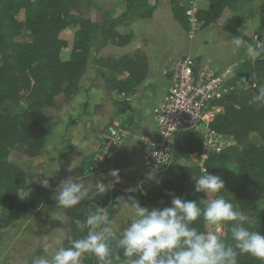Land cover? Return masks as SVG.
<instances>
[{
  "label": "trees",
  "instance_id": "16d2710c",
  "mask_svg": "<svg viewBox=\"0 0 264 264\" xmlns=\"http://www.w3.org/2000/svg\"><path fill=\"white\" fill-rule=\"evenodd\" d=\"M151 0H124L125 11L116 18L104 15L101 23L90 17L92 3L85 8L82 0H0V207L10 210L8 218H0V238L6 226L26 218L32 210L59 211L67 218L63 224L68 246L70 239L80 238L87 229L80 231L74 219L86 218L89 211L100 206L107 208L113 220L120 210L118 195L139 197L143 207L149 210L171 206L172 194L185 200L205 198L195 192L193 174L202 175L196 166L180 163L188 153L199 152L202 147L200 135L191 145L180 148L176 138L175 159L171 167L156 174V179L142 185V190L128 194L117 192L105 199L90 198L74 209L57 210L53 199L56 191L28 185L26 172L12 161V154L19 147L24 154L35 158L43 154L47 143V132L41 114L57 108V98L71 102L81 90V81L93 56L96 41L100 36V48L108 44L125 47L133 38L132 27L143 20L152 19L158 3ZM175 20L187 32L190 31L186 10L191 0H169ZM201 30L217 23L226 9L234 10L240 2L256 0H195ZM251 17L255 13L250 14ZM260 25L256 30L258 42L264 43V0H261ZM245 17L235 15L227 20L225 31L236 35ZM74 28V39L70 44L63 33ZM70 50L69 57L64 53ZM138 51L119 60L101 58L96 60L100 68L112 73L126 70L124 80L107 77L106 87L110 94H130L144 80ZM245 65L248 70H239V75L226 86L229 87L219 104L223 112L212 124V129L234 138L236 145L214 156L208 162L210 174L222 175L229 167H235L240 185L222 198L250 218L248 227L264 235V93L258 84L264 77V49L255 60ZM140 74V75H139ZM243 86L238 87V83ZM6 88L8 90H6ZM119 107L122 103H118ZM189 133L193 134V131ZM197 134V133H196ZM226 180V179H225ZM34 188L30 203L20 201L21 192ZM37 189L43 199L37 201ZM233 222H223L226 236L221 240L226 245L234 244L231 235ZM198 230L205 231L202 219L194 222ZM118 236V235H117ZM110 259L112 264H126L123 250L112 239ZM84 264H97L95 257L86 255ZM237 264H264L248 254H240Z\"/></svg>",
  "mask_w": 264,
  "mask_h": 264
},
{
  "label": "crops",
  "instance_id": "0c3cea01",
  "mask_svg": "<svg viewBox=\"0 0 264 264\" xmlns=\"http://www.w3.org/2000/svg\"><path fill=\"white\" fill-rule=\"evenodd\" d=\"M150 2L152 5L158 3V8L152 19L143 20L132 27L131 43L125 47L108 44L100 48L99 45L94 50V58L90 61L87 74L81 81L79 94L71 102L64 103V107L57 105L55 109L42 112L47 143L43 154L37 157V187L57 191L61 180L73 177L78 182H83L88 189L87 195L81 202L90 198L105 199L110 193L132 194L142 190L148 173L144 163L148 149L147 141L157 136L155 114L171 86L173 71L185 57L194 59L196 72L212 71L202 63L203 58L198 56L199 52L194 47L195 44L189 42V47L186 48L184 39L178 40L176 44H169L167 36L164 35L168 28L164 24L175 20L170 1L151 0ZM95 4L103 10V15L108 14L112 18L118 17L125 11L124 0H99ZM260 4L261 0L250 3L249 15H238L245 17L241 26L254 19L259 27ZM251 13H255V16L251 17ZM230 15L227 20L236 14L230 13ZM202 31L204 30L200 32ZM187 34L193 39L196 33L190 30ZM237 34L231 35L237 36ZM185 50L189 51V54H183ZM138 51L146 56V59H141V72L145 73L144 80L132 93L115 94L117 97L114 99L112 97L114 94L107 91L105 80L111 75L118 80H124L128 73L126 70L112 73L109 69L98 67L96 60L101 58L119 60ZM250 60V57L239 59L228 66L223 73L231 67L245 65ZM118 103H122V106L119 107ZM48 118L50 126L47 125ZM115 121L124 123L130 129V134L117 150L112 164L99 174H90L88 172L90 160L106 137V125ZM187 161L182 157V163L188 164ZM112 169H119V182L109 175ZM97 184H103L108 189L105 188L103 193H100ZM25 193L32 195L36 191L31 188ZM129 197L135 198L142 206L139 197L117 196L120 210L113 219V227L118 236L129 223L133 210L131 204L126 203L131 202ZM41 199L43 194L37 189V201ZM23 202L30 203L26 200ZM54 212L56 211L38 207L26 218L6 226L0 238V264H31L34 257L45 254L44 244L50 245L48 255L52 254L54 247L63 246L66 239L63 224L67 223V218L63 213L58 212L59 218L52 219ZM9 214L5 208L0 207L1 217L6 216L1 220H6ZM57 238H59L58 242Z\"/></svg>",
  "mask_w": 264,
  "mask_h": 264
},
{
  "label": "clouds",
  "instance_id": "9594fccd",
  "mask_svg": "<svg viewBox=\"0 0 264 264\" xmlns=\"http://www.w3.org/2000/svg\"><path fill=\"white\" fill-rule=\"evenodd\" d=\"M231 44L234 52L245 48L253 60L264 49V43L258 42L254 46L245 40L244 35L233 36ZM261 92L264 93V87ZM153 156L157 157V153L153 152ZM156 171H149L146 180H155ZM109 175L119 182V169L110 170ZM192 180L195 192L204 194L205 198L185 200L172 194L171 206L149 210L129 197L131 202L126 203H130L133 210L129 223L119 236L114 231V221L108 210L97 206L88 212L85 219L73 221L80 231L87 229L86 234L70 239L68 246L54 247L51 255H48L50 245L44 244L45 254L34 257L31 264H82L86 255L95 257L97 264H112L109 245L112 239H116L117 246L123 250L126 264H237L240 254H248L264 262V235L250 230L246 226L250 218L217 195L225 190L221 176L210 174L206 169L205 174H193ZM97 186L100 193L107 188L103 184ZM87 192L85 184L73 177L61 180L53 197L56 209L76 208ZM58 212L53 213L52 219L59 218ZM201 219L205 226L233 222L231 235L234 244L226 245L215 232L201 231L193 226Z\"/></svg>",
  "mask_w": 264,
  "mask_h": 264
},
{
  "label": "built area",
  "instance_id": "2783aa9c",
  "mask_svg": "<svg viewBox=\"0 0 264 264\" xmlns=\"http://www.w3.org/2000/svg\"><path fill=\"white\" fill-rule=\"evenodd\" d=\"M186 16L192 31L200 29L195 0L189 2ZM230 73L231 69L223 74L196 72V64L191 57L179 62L172 73L171 86L155 114L157 136L147 141L144 163L148 173L153 169L157 170L156 174L165 172L171 167L175 159L176 138L184 132H196L202 139L199 152L188 153L183 157L188 160V164L183 165L196 166L201 174H205L206 169L210 173L208 162L212 157L236 145L232 137L212 129V124L223 112L219 101L229 91L226 78ZM129 134L130 129L124 123L113 122L107 129L100 149L92 155L88 172L99 174L109 167ZM153 152L157 153V157L153 156ZM148 181L145 179L144 184ZM205 231H213L221 239L226 236L222 223L206 226Z\"/></svg>",
  "mask_w": 264,
  "mask_h": 264
},
{
  "label": "rangeland",
  "instance_id": "374dc122",
  "mask_svg": "<svg viewBox=\"0 0 264 264\" xmlns=\"http://www.w3.org/2000/svg\"><path fill=\"white\" fill-rule=\"evenodd\" d=\"M99 0H82V5L87 8L90 3H92V7L90 9V17L92 21H95L97 23H101L104 20L103 10L95 4V2H98ZM251 2H245V3H239L237 4L236 8L234 10L227 9L225 13L221 16V18L217 21V23L213 24L209 28L205 29L204 31L200 32L201 29H198L195 33V36L193 39L189 37L187 32L182 28L181 24L177 20H172L171 22L165 23L164 25L166 28H168V31L166 34L169 44L171 43H177L178 40L182 41L184 39V42L186 43V48L189 47V42L195 44L194 47L199 52V57L201 56L202 63L207 66L208 69L212 70L214 73L223 74V72L226 71L227 67L230 66L233 62H237L239 59H246L249 58L248 54L246 52V49L241 47L238 51H233V45L231 44V39L233 35L227 33L223 26L227 22V18L230 15V13L236 14V15H243L248 16L251 11ZM248 20V19H247ZM258 27L255 20H251V22H246L244 25H242L238 31L237 36L244 35V38L247 42L252 43L254 46L257 45L258 40L256 37L255 29ZM189 28L192 31V27L189 24ZM74 33L75 29L69 28L63 33V38L68 40V42L71 44L74 39ZM100 36L98 37V40L95 44V49L100 45ZM94 49V50H95ZM175 51V49H172ZM171 50V51H172ZM95 52V51H94ZM93 52V53H94ZM70 50H66L64 55L65 58L69 57ZM201 53V54H200ZM183 54H189V51H184ZM94 54L91 58L93 60ZM248 65V64H245ZM243 64L237 65L238 67H231V73L226 78V83L232 82L238 75L239 70L243 67V70H248L247 66ZM260 88L264 87V77L259 80L258 82ZM238 87H242L243 85L239 82ZM229 89V87L227 86ZM6 90H8L6 88ZM112 97L116 99V95L114 94ZM65 102L63 101V98H57V105H60L61 107ZM64 107V106H63ZM44 112V111H43ZM47 112V110H45ZM44 112V113H45ZM51 118V117H50ZM112 123L106 125L105 132H107L108 127ZM47 125L50 126V119L47 120ZM199 134L194 132L193 134L189 132H184L179 134L178 140H179V146L180 148H184L186 146H189L192 144L193 141L197 139ZM234 139V138H233ZM235 141V140H234ZM24 148L19 147L17 151H14L12 154V161L18 165L21 169H23L26 172L27 175V183L28 185H37V157L31 158L24 154ZM188 162V161H187ZM186 162V163H187ZM181 164H184L180 162ZM225 183V190H222L217 195L223 196V193L229 192L231 190L236 189L240 185V179L237 176L235 167H229L227 171L224 173V178L222 175H220ZM226 179V180H225ZM32 195H28L25 193V191L21 192L19 195L20 201H29L32 199ZM9 213L10 210L5 208ZM2 215V214H1ZM3 218L6 217H1ZM5 221V220H4ZM122 264V263H119Z\"/></svg>",
  "mask_w": 264,
  "mask_h": 264
},
{
  "label": "water",
  "instance_id": "95a60500",
  "mask_svg": "<svg viewBox=\"0 0 264 264\" xmlns=\"http://www.w3.org/2000/svg\"><path fill=\"white\" fill-rule=\"evenodd\" d=\"M138 189H140V188H138ZM138 189H137V190H138ZM110 194H111V193H110ZM111 195H112V194H111ZM108 207H109V206H108ZM108 207H107V208H108ZM107 208H106V209H107ZM82 264H84V260H82Z\"/></svg>",
  "mask_w": 264,
  "mask_h": 264
}]
</instances>
